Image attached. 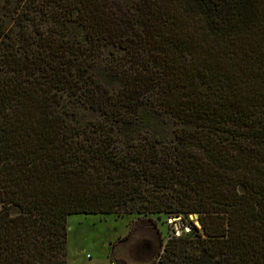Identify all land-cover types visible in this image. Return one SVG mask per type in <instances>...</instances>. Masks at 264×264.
<instances>
[{
  "label": "trees",
  "instance_id": "1",
  "mask_svg": "<svg viewBox=\"0 0 264 264\" xmlns=\"http://www.w3.org/2000/svg\"><path fill=\"white\" fill-rule=\"evenodd\" d=\"M131 214L201 228L129 264H264V0H0V264Z\"/></svg>",
  "mask_w": 264,
  "mask_h": 264
},
{
  "label": "rangeland",
  "instance_id": "2",
  "mask_svg": "<svg viewBox=\"0 0 264 264\" xmlns=\"http://www.w3.org/2000/svg\"><path fill=\"white\" fill-rule=\"evenodd\" d=\"M190 224L197 227L193 215L177 218L137 214L71 215L66 221V261L67 264H116L112 261L129 264L133 247L142 240H154L158 233L164 242L172 237L192 238L194 232H190ZM148 225L155 228L150 229ZM135 226L141 227L133 230ZM131 231L133 234L127 238Z\"/></svg>",
  "mask_w": 264,
  "mask_h": 264
},
{
  "label": "water",
  "instance_id": "3",
  "mask_svg": "<svg viewBox=\"0 0 264 264\" xmlns=\"http://www.w3.org/2000/svg\"><path fill=\"white\" fill-rule=\"evenodd\" d=\"M193 217L196 219V225H197V227H199V229H200L201 226H200L199 222H197L198 216H197V215H194Z\"/></svg>",
  "mask_w": 264,
  "mask_h": 264
}]
</instances>
